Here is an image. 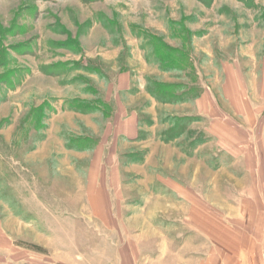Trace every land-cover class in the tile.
Listing matches in <instances>:
<instances>
[{"label":"rangeland","instance_id":"1","mask_svg":"<svg viewBox=\"0 0 264 264\" xmlns=\"http://www.w3.org/2000/svg\"><path fill=\"white\" fill-rule=\"evenodd\" d=\"M256 224L264 0H0V264H191Z\"/></svg>","mask_w":264,"mask_h":264},{"label":"crops","instance_id":"2","mask_svg":"<svg viewBox=\"0 0 264 264\" xmlns=\"http://www.w3.org/2000/svg\"><path fill=\"white\" fill-rule=\"evenodd\" d=\"M240 208H241L240 213L244 214L246 206H241ZM256 208L261 210L260 206ZM247 213H252V212L247 211ZM260 229H262L260 224H256L254 228V233L256 230L257 234H259V236H256L257 241L260 242V243L258 242L259 248L256 249L255 244L253 245V242L246 244L245 246L248 247L247 253H246L247 255H245V252H244L245 250L242 248L244 245L237 247L236 249L238 250L236 251L234 249L235 248L234 246L232 251L229 250V251H224V252L220 250L218 247L209 246L206 248L205 246H203L202 237H200L199 235L200 238L198 237L199 239L195 240L196 242L193 247V250H194L193 259L189 261L191 264H264V250L260 248V247L264 248V238L262 236L263 231H261ZM197 236L198 235L196 234V238ZM204 250H207V252H204ZM191 252H192V249H190V253Z\"/></svg>","mask_w":264,"mask_h":264}]
</instances>
